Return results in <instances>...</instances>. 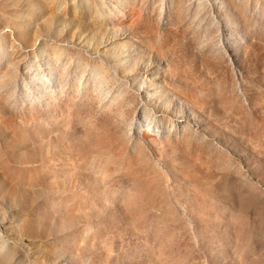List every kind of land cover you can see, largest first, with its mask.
Listing matches in <instances>:
<instances>
[{"label":"rangeland","instance_id":"rangeland-1","mask_svg":"<svg viewBox=\"0 0 264 264\" xmlns=\"http://www.w3.org/2000/svg\"><path fill=\"white\" fill-rule=\"evenodd\" d=\"M0 243L264 264V0H0Z\"/></svg>","mask_w":264,"mask_h":264},{"label":"bare ground","instance_id":"bare-ground-1","mask_svg":"<svg viewBox=\"0 0 264 264\" xmlns=\"http://www.w3.org/2000/svg\"><path fill=\"white\" fill-rule=\"evenodd\" d=\"M14 253L9 251L8 253L4 252V246L0 243V264H19L13 263Z\"/></svg>","mask_w":264,"mask_h":264}]
</instances>
